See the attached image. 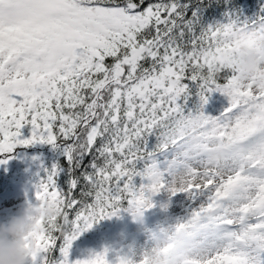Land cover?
I'll return each mask as SVG.
<instances>
[{
    "label": "snow or ice",
    "instance_id": "6c2138e0",
    "mask_svg": "<svg viewBox=\"0 0 264 264\" xmlns=\"http://www.w3.org/2000/svg\"><path fill=\"white\" fill-rule=\"evenodd\" d=\"M248 4L251 15L245 0H0V165L34 144L62 158L28 203L59 212L38 221L30 264H70L83 232L125 204L142 217L161 192L184 194L186 210L152 243L184 231L190 264H264V70L236 68L240 47L264 44V0ZM212 92L228 98L215 116Z\"/></svg>",
    "mask_w": 264,
    "mask_h": 264
},
{
    "label": "trees",
    "instance_id": "16d2710c",
    "mask_svg": "<svg viewBox=\"0 0 264 264\" xmlns=\"http://www.w3.org/2000/svg\"><path fill=\"white\" fill-rule=\"evenodd\" d=\"M245 4L247 5L246 13L251 15V11H248V8L254 10V5L248 4V0H245ZM214 19H219V17ZM215 93L208 94L209 98L207 104L204 105V110L214 101ZM198 104L199 98L192 95L188 100L187 108L194 109ZM25 130H27V126ZM31 146L33 145L29 147ZM38 147L44 149L45 146ZM20 155H23L22 160H18L21 157ZM61 159L58 149L47 151H38L36 149L31 152L20 150L8 158L7 162L11 166H6L7 164L0 166V202L7 203L10 201L11 196H19L23 199L21 207H18V204L12 201L11 207H7L6 203L0 207V223L7 222L12 216L17 215L29 202L36 203L34 195L35 185L45 177L44 169L50 168L53 163ZM78 195L79 193L77 192ZM125 208H127L126 204L117 215L100 220L73 241L69 249L70 264H74L77 260L89 259L94 254L102 253L106 249V259L109 264H118L120 257L133 258L130 242L136 236L134 224L138 217L134 216L132 212L124 210ZM147 212L150 213L149 210H146L143 214Z\"/></svg>",
    "mask_w": 264,
    "mask_h": 264
},
{
    "label": "clouds",
    "instance_id": "9594fccd",
    "mask_svg": "<svg viewBox=\"0 0 264 264\" xmlns=\"http://www.w3.org/2000/svg\"><path fill=\"white\" fill-rule=\"evenodd\" d=\"M236 68L245 77L255 76L264 70V44L258 48L240 47L237 53ZM224 151L214 146L207 164L214 167L223 163ZM176 185L183 187L187 176H175ZM59 215L57 207L51 202L40 205H27L7 222L0 223V264H30V256L35 251L33 234L38 230V221H45ZM136 217H141L139 214ZM194 245L184 231L165 232L155 238L147 252H141L136 259L124 257L131 264H138L141 255L146 256L147 264H190L195 259Z\"/></svg>",
    "mask_w": 264,
    "mask_h": 264
},
{
    "label": "rangeland",
    "instance_id": "374dc122",
    "mask_svg": "<svg viewBox=\"0 0 264 264\" xmlns=\"http://www.w3.org/2000/svg\"><path fill=\"white\" fill-rule=\"evenodd\" d=\"M227 104L228 98L221 93L216 92L214 94V101L204 110V112H207V115H218L219 112L227 106ZM30 134L31 129L29 126H27V130H25V128L22 130L24 138L29 137ZM38 146H45L44 150L46 151L53 149L52 146L46 144L33 145V147L38 149V151H44L43 148H39ZM38 154L40 153L38 152ZM20 156L21 157H19L18 160H22L23 155ZM6 164V166H11L8 162ZM11 201L13 203H17L18 207H21L23 203V199L19 196H11L10 201L7 203L3 201L0 202V207H2L5 203L7 207H11ZM153 202L155 206L149 209L150 213L147 212L143 214V216L139 217L134 224L136 236L130 242L133 253L132 259H136L141 252L151 247L152 241L149 237L152 232L158 231L161 226H167V224L173 222L175 218L182 216L186 210V197L184 194L178 193L177 195L171 197V200H169V194L161 192L153 197ZM165 204L168 205L167 209L162 208V205Z\"/></svg>",
    "mask_w": 264,
    "mask_h": 264
},
{
    "label": "water",
    "instance_id": "95a60500",
    "mask_svg": "<svg viewBox=\"0 0 264 264\" xmlns=\"http://www.w3.org/2000/svg\"><path fill=\"white\" fill-rule=\"evenodd\" d=\"M32 149H33V147H28V146H17V147L14 149L13 153H11L10 155L16 153V151H19V150H24V151H26V152H29V151H31Z\"/></svg>",
    "mask_w": 264,
    "mask_h": 264
}]
</instances>
